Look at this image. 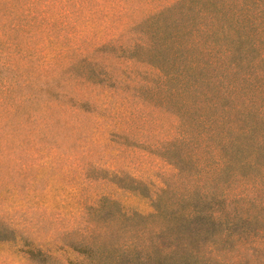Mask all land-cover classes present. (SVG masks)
<instances>
[{
    "label": "rangeland",
    "instance_id": "374dc122",
    "mask_svg": "<svg viewBox=\"0 0 264 264\" xmlns=\"http://www.w3.org/2000/svg\"><path fill=\"white\" fill-rule=\"evenodd\" d=\"M173 1L0 0V219L25 242L56 240L97 195L149 211L147 198L170 172L150 144L169 119L149 107L161 97L144 89L151 70L131 53L139 31L129 27ZM41 10L46 24L20 17ZM245 20L236 102L244 124L263 135L264 0ZM81 100L88 112L75 109ZM18 249L0 243V264H29Z\"/></svg>",
    "mask_w": 264,
    "mask_h": 264
},
{
    "label": "trees",
    "instance_id": "16d2710c",
    "mask_svg": "<svg viewBox=\"0 0 264 264\" xmlns=\"http://www.w3.org/2000/svg\"><path fill=\"white\" fill-rule=\"evenodd\" d=\"M259 2L174 0L129 27L139 31L131 53L151 70L144 89L161 97V107H149L169 119L150 144L164 152L169 182L147 198L148 212L97 195L52 242L27 243L0 219V243L18 247L29 264H263L264 134L244 124L233 82L248 50L245 13ZM43 12L20 17L46 24Z\"/></svg>",
    "mask_w": 264,
    "mask_h": 264
}]
</instances>
